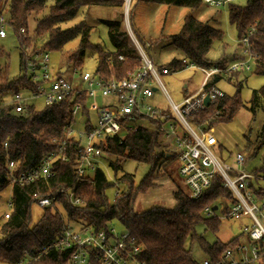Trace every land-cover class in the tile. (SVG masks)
<instances>
[{"label":"trees","instance_id":"16d2710c","mask_svg":"<svg viewBox=\"0 0 264 264\" xmlns=\"http://www.w3.org/2000/svg\"><path fill=\"white\" fill-rule=\"evenodd\" d=\"M9 22L11 28L20 37V29H25L27 34L33 36V41L38 42L44 35L48 36L46 43L40 48L51 53H61L64 47L75 40L79 45L75 52L68 58L75 68L84 67V56L87 50L96 53V74L104 80H123L128 73L137 72L141 68V57L130 44L129 34L123 29V19L100 20L107 28L108 39L112 51L101 48L100 45H91L90 38L93 26L81 20L73 27L61 29L63 23L76 21L78 13L83 7L101 6L120 10L124 0H54L49 7V14L42 20L35 19V28L30 33L29 17L33 13L39 15L47 8L48 0H9ZM151 3L164 6H177L199 9L202 0H137V3ZM2 0H0V14L2 13ZM230 24L238 31L241 40L250 29L255 30L251 43L257 54L256 76H264V0H245L244 3L230 4L228 6ZM180 33L172 37V45L180 51L184 59L195 63L199 67L226 66L236 55L227 57L224 54L211 62L208 55L211 46L216 40H222L224 33L213 28L209 22L197 20L186 16ZM39 47V46H38ZM123 59L120 60L119 58ZM5 60L0 66V104L9 99L17 98L24 89L34 91V88L24 76L12 78L9 74V56L0 48V60ZM183 60H172L162 68L180 69L184 67ZM230 60V61H229ZM239 73H232L226 80L236 88L233 96L226 95L220 99L216 106L208 109L196 117L199 121L211 119L213 114L220 110L222 116L218 120L210 121L214 128L221 123H231L233 118L242 108H249L253 114L257 109L264 112V85L257 90H252V95L245 106L241 94L244 80H240ZM222 80L217 76L208 88L216 86ZM32 89V90H31ZM79 100V101H78ZM88 97L70 99L58 104L45 105L42 109L36 106L29 107L25 113H14L13 107L5 106L0 109V192L11 186L12 210L5 222L0 225V264H14L24 257V252L30 254L39 251L62 235L66 225L71 224L76 228L89 226L95 230L106 229L108 224L118 220L132 237L142 247L141 261L146 264H199L192 257L188 248L197 242L212 264H225L222 255L234 248L240 234L229 242L216 241L212 244L205 242L197 234L195 227L203 224L213 233H218L222 220L204 218L203 211L206 207L220 205L228 211L234 202L232 193L225 186L220 177L212 181V186L198 199H189L179 188L174 190L173 199L176 200L175 209L155 207L135 213V199L140 193L148 191L155 185V181L162 175H174L176 154L167 150L160 131V124L150 122L147 127H142L136 132L128 133L124 138L112 136L102 144V149L112 158H108L107 165L114 171L115 183L125 185L124 191L118 193L114 203L110 204L106 197V190L113 187L109 183L101 165L93 174L76 180L79 164V150L77 144H70L67 162H56L53 170L55 176L48 181L37 180L29 185H11L8 174V162L14 161L13 172L22 174L36 168L44 158L43 156L57 149L60 141L66 137V129L74 122L72 109L76 103H88ZM85 109V114L88 112ZM259 142L255 154L264 147V125L259 134ZM8 147L4 149V145ZM252 147L250 140L247 149ZM166 148V149H165ZM253 155V154H252ZM254 156V155H253ZM252 158V157H251ZM133 160L138 164L150 166L149 173L135 188V176L122 173L121 163ZM173 168V171L171 169ZM161 170L163 172H161ZM171 172H170V171ZM264 174V163L255 169ZM65 190L60 194L53 206L44 208L41 219L33 224L32 208L36 198L43 193H53ZM256 197L264 199V188L255 189ZM79 198L83 205L76 206L71 198ZM72 250H51L45 253L38 261L31 264H69Z\"/></svg>","mask_w":264,"mask_h":264},{"label":"built area","instance_id":"2783aa9c","mask_svg":"<svg viewBox=\"0 0 264 264\" xmlns=\"http://www.w3.org/2000/svg\"><path fill=\"white\" fill-rule=\"evenodd\" d=\"M212 8L228 7L230 4L242 3L245 0H202ZM10 27L8 21L0 14V38L7 36L6 28ZM255 30L249 32L239 40L240 54L226 66L199 67L189 60H183L184 67L180 69L157 68L150 61L142 48L137 47L142 65L137 72L128 73L123 80H104L96 74L75 68L80 85L74 81L64 79L65 73L61 69L51 66V52L42 50L32 40L33 36L27 34L25 29H20L19 50L21 52L22 76L30 82L34 91L24 89L29 98L22 96L12 98L0 104V109L5 106L13 107L14 113L20 114L32 107L29 101L41 99L45 105L58 104L70 99L88 97L94 103L78 102L72 111L73 121L66 129V137L60 141L57 149L43 156L36 168L23 171L16 175L13 170L15 162H8V174L11 185H29L37 180L48 181L55 176L53 167L56 162H67L70 144L79 150V164L76 180L93 174L102 161L107 162L108 154L102 149L101 144L112 136L124 138L128 133L136 132L142 127H147L150 122L159 123L161 138L172 154H176L175 166L178 174L175 182H179V189L189 198L198 199L212 186V181L220 177L225 186L232 193L234 202L224 210V206L206 207L202 214L206 218L220 220L232 218L234 220L249 219L250 227L240 233L237 245L228 249L222 258L225 264H260L264 262V199L256 197L255 189L264 188V174L255 169L248 170L247 165L251 160L250 153L236 152L234 155L222 157L219 139L213 133L210 121H216L222 116L220 110L213 114L211 119L199 121L200 114L208 107L216 106L220 99L226 97V92L216 86L208 88V83L217 76L220 81H226L232 73L239 75L256 68L257 54L251 43ZM120 60L123 58L120 57ZM186 70H195L203 74L201 86L189 94L179 103H174L166 92L163 77H168ZM87 86V87H86ZM32 90V89H31ZM161 91L168 102L170 114L160 106H155L154 98L157 91ZM22 96V97H21ZM112 98L109 105H99L96 97ZM208 98V105L205 99ZM79 101V100H78ZM85 109L88 114H85ZM97 113L96 122L90 120V113ZM83 117L84 128L76 129L75 119ZM198 117V118H196ZM8 147L6 143L4 149ZM232 164L229 163L231 160ZM65 190L53 193H43L37 196L36 205L41 208L53 206L58 196ZM118 194V193H117ZM76 206L83 205L79 198H71ZM7 204L12 207L11 200ZM10 213L4 215L5 219ZM71 248L72 255L69 264H146L141 261L142 247L132 235L124 230L118 234L110 228L95 230L89 226L76 228L71 224L66 225L62 235L53 243L48 244L35 253L24 252V257L14 264H30L38 261L45 253L51 250L63 251ZM203 264H212L206 259Z\"/></svg>","mask_w":264,"mask_h":264},{"label":"rangeland","instance_id":"374dc122","mask_svg":"<svg viewBox=\"0 0 264 264\" xmlns=\"http://www.w3.org/2000/svg\"><path fill=\"white\" fill-rule=\"evenodd\" d=\"M3 17L8 21V25H12L9 22L10 14L9 0H2ZM54 0H48L47 8L44 12L36 15L33 13L29 17L30 22V33H33L35 28L34 20H42L49 14V7L52 6ZM244 3V2H243ZM242 4V3H241ZM121 18L123 21V29L129 34L131 46L137 50L138 45L147 54L150 61L155 67L161 68L167 66L172 60H183V54L172 45V37L179 34L186 16L194 17L197 20L209 22V24L220 31H223L224 36L222 40H216L212 44L211 51L208 55V59L211 62H216L224 54L227 57L233 55L239 56L240 46L238 31L234 25L230 24L228 16V7L223 8H212L206 4H202L199 9L191 10L187 7L177 6H164L159 4L151 3H137V0H124V6L120 10L114 8H106L101 6H90L83 7L80 9L76 21L63 23L60 28H70L79 24L81 20H85L88 25L93 26L91 32L90 44L100 45L102 49L112 51V46L108 39L107 28L105 25L100 23V20H114ZM7 36L3 39L0 38V48L6 52L9 56L8 67L9 74L12 78H19L22 74L21 65V52L19 50V39L14 30L10 27L6 28ZM48 36L44 35L38 42V46L41 47L46 43ZM79 45V41L75 40L70 42L64 47V51L61 53L51 54V66L57 69L66 67L65 73L61 76L64 79L74 81L76 85H80V79L78 75H75L74 65L68 61V58L75 52V48ZM139 54V52H138ZM96 53L87 50L84 56V67L85 71L93 73L96 69ZM234 57V56H233ZM230 61V60H229ZM5 60H0V66L4 65ZM255 67H252L247 73L241 74L240 80H245L241 98L245 106L248 105V101L251 98L252 90L260 89L264 85V76H256ZM203 74L195 70H186L185 72L163 77V83L165 85L166 92L169 94L171 100L174 103H179L184 100L188 94L193 93L197 90L202 83ZM188 87L184 89L185 85ZM228 95L233 96L236 92L235 86L228 85L226 83L219 85ZM22 96H25L24 91H21ZM21 96V97H22ZM10 100V99H9ZM112 98H102L101 96L96 97V102L99 105H109ZM94 103V100H90L88 107ZM155 106H160L170 114L173 111L170 109L165 95L159 90L156 92L154 98ZM30 106H36L37 109H42L45 106L43 100L38 99L35 102H29ZM90 122H96L97 113H90ZM264 125V112L262 109H257L255 114L249 108H242L239 113L233 118L231 123H221L213 128V133L221 143L220 152L222 157L229 156L228 153L246 152L247 155L250 153L251 160L249 161L247 168L248 170L259 168L264 163V147H262L257 154L255 150L259 142V134L261 133ZM74 126L76 129L81 130L85 126L83 124V117L78 116L75 119ZM250 140L252 147L247 149V142ZM254 156H253V155ZM109 156V155H108ZM113 160V157H108V160ZM232 159L229 163L232 164ZM101 169L105 172L109 183H114L113 187L106 190L105 194L110 204L114 203V199L117 198L118 194L125 190L126 186L115 183L116 177L114 171L108 167L107 162L102 161ZM172 175H162L156 181L155 185L152 186L148 191L140 193L135 199L134 212L143 213L146 210L155 207H164L167 209H175L176 200L173 199V192L179 188L180 184L175 182L178 174L177 166ZM121 170L118 174L119 178L122 173H130L135 176L134 186L139 187V183L149 173L150 166L147 164H138L133 160L124 161L121 163ZM170 171V170H169ZM173 171V168L171 169ZM170 171V172H171ZM161 172H163L161 170ZM176 177V178H175ZM181 188V186H180ZM12 189L11 186L7 187L6 190L0 192V225L5 222L4 215L7 212L10 213L12 210L7 202L11 200ZM43 209L36 204L32 208V219L33 224L38 223L41 219ZM205 218V217H204ZM249 219L234 220L232 218L223 219L218 233H213L207 229L203 224H199L195 227L197 234L201 235L205 242L210 244L219 242H229L234 239L237 235L242 233L246 227H250ZM108 228L114 230V232L121 234L124 232L123 225L118 221L114 220L108 224ZM188 248L191 249L192 257L199 264H203L208 258L207 253L205 254L201 246L197 242L193 244H187ZM31 264V263H30ZM260 264H264L261 262Z\"/></svg>","mask_w":264,"mask_h":264},{"label":"crops","instance_id":"0c3cea01","mask_svg":"<svg viewBox=\"0 0 264 264\" xmlns=\"http://www.w3.org/2000/svg\"><path fill=\"white\" fill-rule=\"evenodd\" d=\"M20 67H21V66H20ZM21 68H22V67H21ZM54 68H55V67H54ZM65 68H66V67L62 68L61 71H64ZM55 69H57V68H55ZM239 76H241V75H239ZM241 77H242V76H241ZM241 77H240V79H241ZM244 82H245V80H244ZM224 83H226V84H228V85L230 84V83H228L227 81H220L219 84H218V88H220L219 85H222V84H224ZM232 84H233V83H232ZM232 84H230V85H232ZM187 87H188V84L185 85V87H184L183 90H185ZM220 89H221V88H220ZM221 90H222V89H221ZM195 91H196V90H195ZM195 91H194V92H195ZM222 91H224V90H222ZM194 92H193V93H194ZM190 94H192V93H190ZM226 94H227V93H226ZM188 95H189V94H188ZM25 97H26V98H29V95H28L27 92L25 93ZM31 101H32V102H35L34 99L30 100L29 102H31ZM238 113H239V112H238ZM238 113H237V114H238ZM220 147H221V143H220ZM165 149H166V148H165ZM238 152H239V151H238ZM228 154H229V153H228ZM232 154H233V153H230V155H232ZM233 157H234V156H233ZM176 175H177V174H175V176H176ZM175 178H176V177H175Z\"/></svg>","mask_w":264,"mask_h":264},{"label":"water","instance_id":"95a60500","mask_svg":"<svg viewBox=\"0 0 264 264\" xmlns=\"http://www.w3.org/2000/svg\"><path fill=\"white\" fill-rule=\"evenodd\" d=\"M86 87H87V86H86ZM208 102H209V99L206 98V99H205V103H206L207 105H208ZM215 210H217V207H216V206L214 207V211H215Z\"/></svg>","mask_w":264,"mask_h":264}]
</instances>
